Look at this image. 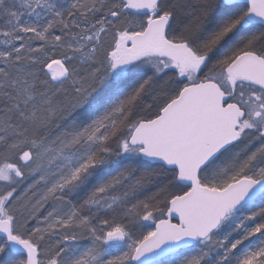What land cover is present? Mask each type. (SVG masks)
<instances>
[{
	"label": "snow or ice",
	"instance_id": "6c2138e0",
	"mask_svg": "<svg viewBox=\"0 0 264 264\" xmlns=\"http://www.w3.org/2000/svg\"><path fill=\"white\" fill-rule=\"evenodd\" d=\"M0 264H264V0H0Z\"/></svg>",
	"mask_w": 264,
	"mask_h": 264
}]
</instances>
